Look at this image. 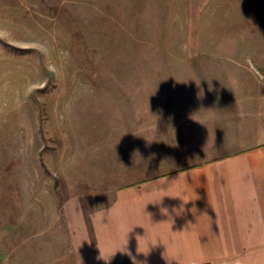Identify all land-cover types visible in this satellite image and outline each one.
<instances>
[{"label":"rangeland","instance_id":"rangeland-1","mask_svg":"<svg viewBox=\"0 0 264 264\" xmlns=\"http://www.w3.org/2000/svg\"><path fill=\"white\" fill-rule=\"evenodd\" d=\"M192 75L264 99V0H0V219L48 216Z\"/></svg>","mask_w":264,"mask_h":264},{"label":"crops","instance_id":"crops-1","mask_svg":"<svg viewBox=\"0 0 264 264\" xmlns=\"http://www.w3.org/2000/svg\"><path fill=\"white\" fill-rule=\"evenodd\" d=\"M182 78L133 101L115 159L101 152L48 216L37 203L35 217L0 219V264H132L113 252L133 226L126 247L143 264H264V99Z\"/></svg>","mask_w":264,"mask_h":264},{"label":"clouds","instance_id":"clouds-1","mask_svg":"<svg viewBox=\"0 0 264 264\" xmlns=\"http://www.w3.org/2000/svg\"><path fill=\"white\" fill-rule=\"evenodd\" d=\"M105 216H106V212L104 211L103 213H101L100 214V216H99V222H100V224H101V226H103V227H107V225L105 224ZM134 227V226H133ZM133 227H131V228H128V229H126L125 231H124V233H123V242L121 243V245L117 248V249H115L114 250V252H113V255L117 252V251H120L121 253H123L124 255H127L128 257H129V259L132 261V264H143V262H141V261H138L137 260V258L135 257V256H133L132 255V253L127 249V247H126V245H127V234L129 233V232H131V230L133 229ZM145 236V235H144ZM138 238H140V237H137V240H138ZM141 240H143L144 239V237L143 238H140ZM150 244H148L147 245V248H148V246H149ZM152 245V244H151ZM149 250V249H148ZM148 252V251H147ZM140 253H144V252H140ZM112 255V256H113Z\"/></svg>","mask_w":264,"mask_h":264}]
</instances>
